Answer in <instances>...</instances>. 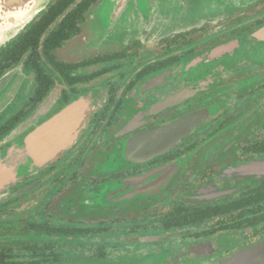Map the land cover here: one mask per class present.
Masks as SVG:
<instances>
[{
	"label": "flooded vegetation",
	"instance_id": "obj_1",
	"mask_svg": "<svg viewBox=\"0 0 264 264\" xmlns=\"http://www.w3.org/2000/svg\"><path fill=\"white\" fill-rule=\"evenodd\" d=\"M98 1L0 48V157L79 109L42 165L0 160V264H264V0H145L96 45Z\"/></svg>",
	"mask_w": 264,
	"mask_h": 264
},
{
	"label": "water",
	"instance_id": "obj_2",
	"mask_svg": "<svg viewBox=\"0 0 264 264\" xmlns=\"http://www.w3.org/2000/svg\"><path fill=\"white\" fill-rule=\"evenodd\" d=\"M50 0H0V48L10 40L19 35L28 25L36 20L48 7ZM140 0H99L89 11L88 30L92 38L112 37L104 30H120L123 26H130L133 23L138 25L144 22L138 16L137 2ZM144 1V0H141ZM167 4L172 2L166 0ZM159 4V3H158ZM99 12V13H98ZM104 16L108 26L103 24L99 15ZM94 22V25L91 23ZM261 42L257 46H264V26L253 37ZM100 40L96 43H98ZM15 78V74H6L0 78V111L8 101L10 89L6 86ZM75 105L68 106L61 110L56 116L41 123L28 135L14 144L13 151L10 150L0 157L6 164L7 175L17 173L18 160L30 159L31 167H38L49 160L55 153L64 148L66 144L76 135L77 123L74 122V113L78 108ZM71 121V122H70ZM22 162V161H21Z\"/></svg>",
	"mask_w": 264,
	"mask_h": 264
},
{
	"label": "rangeland",
	"instance_id": "obj_3",
	"mask_svg": "<svg viewBox=\"0 0 264 264\" xmlns=\"http://www.w3.org/2000/svg\"><path fill=\"white\" fill-rule=\"evenodd\" d=\"M150 9H151V6L149 7V5H146L145 0L144 1L140 0L139 2H137V10H138L137 14L138 15L140 14V15H142L145 18V16H147L150 13ZM173 13L176 14V12H173ZM99 17L101 18V21L103 23L102 25L104 27L108 26L107 20H104V16L102 14H100ZM91 24L94 25V22L91 23ZM105 31L108 32L110 35H112L111 31L115 32V30H104V33H105ZM112 38H114L113 35H112V37H107V38L101 37V38H98V40H109V39H112Z\"/></svg>",
	"mask_w": 264,
	"mask_h": 264
}]
</instances>
